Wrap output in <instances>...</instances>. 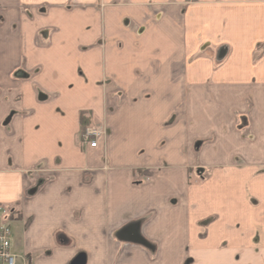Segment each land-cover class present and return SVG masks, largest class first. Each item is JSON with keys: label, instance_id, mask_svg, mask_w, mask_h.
<instances>
[{"label": "crops", "instance_id": "crops-1", "mask_svg": "<svg viewBox=\"0 0 264 264\" xmlns=\"http://www.w3.org/2000/svg\"><path fill=\"white\" fill-rule=\"evenodd\" d=\"M0 204L18 264H264V0H0Z\"/></svg>", "mask_w": 264, "mask_h": 264}, {"label": "built area", "instance_id": "built-area-1", "mask_svg": "<svg viewBox=\"0 0 264 264\" xmlns=\"http://www.w3.org/2000/svg\"><path fill=\"white\" fill-rule=\"evenodd\" d=\"M191 3L194 0H186ZM103 131L93 127H86L80 137L81 143L94 149L97 147V140L103 136ZM13 209L10 206L0 204V264H18L19 258L13 253L11 222ZM21 264H27L24 260Z\"/></svg>", "mask_w": 264, "mask_h": 264}, {"label": "water", "instance_id": "water-1", "mask_svg": "<svg viewBox=\"0 0 264 264\" xmlns=\"http://www.w3.org/2000/svg\"><path fill=\"white\" fill-rule=\"evenodd\" d=\"M85 262V256L83 254H80L70 264H85Z\"/></svg>", "mask_w": 264, "mask_h": 264}, {"label": "trees", "instance_id": "trees-1", "mask_svg": "<svg viewBox=\"0 0 264 264\" xmlns=\"http://www.w3.org/2000/svg\"><path fill=\"white\" fill-rule=\"evenodd\" d=\"M80 119H81V123H82V125H84V123H85V121H86L84 115H81V116H80ZM84 129H85V128H84ZM84 129H83V130H84ZM13 212H14V210H13Z\"/></svg>", "mask_w": 264, "mask_h": 264}, {"label": "rangeland", "instance_id": "rangeland-1", "mask_svg": "<svg viewBox=\"0 0 264 264\" xmlns=\"http://www.w3.org/2000/svg\"><path fill=\"white\" fill-rule=\"evenodd\" d=\"M198 180H199V179H198ZM198 180H197V181H198Z\"/></svg>", "mask_w": 264, "mask_h": 264}]
</instances>
